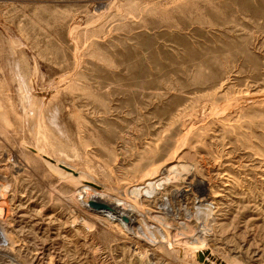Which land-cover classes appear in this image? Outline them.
I'll list each match as a JSON object with an SVG mask.
<instances>
[{
	"label": "rangeland",
	"instance_id": "obj_1",
	"mask_svg": "<svg viewBox=\"0 0 264 264\" xmlns=\"http://www.w3.org/2000/svg\"><path fill=\"white\" fill-rule=\"evenodd\" d=\"M212 257L264 264V0H0V264Z\"/></svg>",
	"mask_w": 264,
	"mask_h": 264
},
{
	"label": "bare ground",
	"instance_id": "obj_2",
	"mask_svg": "<svg viewBox=\"0 0 264 264\" xmlns=\"http://www.w3.org/2000/svg\"><path fill=\"white\" fill-rule=\"evenodd\" d=\"M45 149V148H44ZM54 166V165H53ZM172 168H174L175 169V166H172L171 167V169ZM165 169V168H164ZM166 169H168V168H166ZM170 169V170H171ZM164 173V172H163ZM163 173H162V175H163ZM165 176V175H164ZM193 177V176H192ZM191 177V178H192ZM195 177V176H194ZM193 177V178H194ZM197 177V176H196ZM164 178L165 177H162V178H160V179H157V180H149L148 182H146L145 183V185L144 186H140V187H138V188H136L135 189V191H136V193H137V195L139 194L140 195V193L141 192H148V193H152V192H154V190H157V189H159V187L162 185V181L164 180ZM195 179V178H194ZM194 179H192V180H194ZM199 179V178H198ZM165 182V181H164ZM192 181H190V183H191ZM197 183H200L199 182V180L198 181H196ZM196 184V183H195ZM181 191V190H180ZM85 192V191H84ZM83 192V193H84ZM185 192V191H184ZM108 196V195H107ZM107 196H106V198L105 197H96V198H93V200H92V202H93V206H95L94 204H96V207H97V209H99V208H101V209H108L109 211H107V212H111V213H113V214H115V215H113V214H111L112 216H115V217H118V219L119 220H121V219H125V220H127V221H129V223H130V225H129V227L130 228H133L135 231H137V229L139 230V231H143L142 230V228H140L139 227V223H138V221L140 220H138L137 219V215H136V210L134 209V208H132V207H127L126 205L124 206H122V204H120V203H116V202H114V200H112L111 199V197H109V198H107ZM89 200V199H88ZM97 205H99V206H97ZM204 208H206L205 206H204ZM209 207H207V210H209V209H211V208H209ZM206 210V211H207ZM80 211V210H79ZM211 211V210H210ZM73 213V212H72ZM138 214V213H137ZM143 216V215H142ZM113 218V217H112ZM117 219V220H118ZM213 221V220H212ZM142 222V221H141ZM144 222H145V220H144ZM139 224V225H138ZM138 225V226H137ZM135 226V227H134ZM145 229V228H144ZM147 230H148V227H147ZM158 230V229H157ZM156 231V230H155ZM159 231V230H158ZM158 231H157V233H158ZM138 232V231H137ZM149 232V231H148ZM134 233H136V232H134ZM142 234V233H141ZM160 234H162L161 232H160ZM160 234H159V236H160ZM143 235H145V233L143 234ZM154 235V234H153ZM141 236V235H140ZM147 236V235H146ZM149 237V236H148ZM152 237H155V236H152ZM145 238V237H144ZM162 238H163V236H162ZM165 238V237H164ZM149 239H150V237H149ZM156 239V238H155ZM148 240V239H147ZM152 240H153V238H152ZM163 242V241H162ZM196 243H197V241H195ZM194 242V243H195ZM201 242H203V241H201ZM200 245H201V243H200ZM193 246H196V244H193ZM196 250H198V249H196ZM200 250V249H199ZM202 250V249H201ZM177 252V251H176ZM202 252H204V251H202ZM204 255V254H203ZM205 256V255H204ZM213 259H212V261L210 260H205V264H229L227 261H225V260H223V259H221V258H219V257H212Z\"/></svg>",
	"mask_w": 264,
	"mask_h": 264
},
{
	"label": "water",
	"instance_id": "obj_3",
	"mask_svg": "<svg viewBox=\"0 0 264 264\" xmlns=\"http://www.w3.org/2000/svg\"><path fill=\"white\" fill-rule=\"evenodd\" d=\"M95 206H96V204H94ZM97 206H99V205H97ZM203 259V258H202Z\"/></svg>",
	"mask_w": 264,
	"mask_h": 264
}]
</instances>
